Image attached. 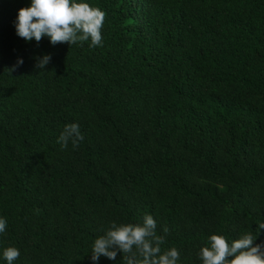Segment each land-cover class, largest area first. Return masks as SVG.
I'll return each mask as SVG.
<instances>
[{
    "label": "trees",
    "instance_id": "trees-1",
    "mask_svg": "<svg viewBox=\"0 0 264 264\" xmlns=\"http://www.w3.org/2000/svg\"><path fill=\"white\" fill-rule=\"evenodd\" d=\"M83 2L106 13L103 46L25 41L15 22L31 0H0V264L7 247L14 264H124L93 262L94 241L146 214L178 264H202L213 234L255 235L264 0ZM70 123L84 139L62 148Z\"/></svg>",
    "mask_w": 264,
    "mask_h": 264
},
{
    "label": "clouds",
    "instance_id": "clouds-1",
    "mask_svg": "<svg viewBox=\"0 0 264 264\" xmlns=\"http://www.w3.org/2000/svg\"><path fill=\"white\" fill-rule=\"evenodd\" d=\"M106 13L99 7L77 0H31L29 7L21 8L15 22L16 34L25 41L40 42L48 37L53 45H69L90 41V47L103 46V26ZM51 56L37 58V68L43 69L50 63ZM23 60L17 61L22 65ZM14 69H10L12 71ZM84 136L78 123L66 124L58 143L67 148L71 142L77 148ZM157 223L152 215L146 214L142 224L111 223L105 235L95 239L91 259L98 262L100 257L116 260L122 253L124 264H178L180 252L172 247L162 250L166 237L157 235ZM7 229V221L0 218V234ZM264 222L257 224L256 234L247 232L239 238L228 240L223 235L209 237V246L202 247L198 253L202 264H264V244H255ZM165 227L163 232L168 233ZM20 257L16 247H7L3 258L7 264H14Z\"/></svg>",
    "mask_w": 264,
    "mask_h": 264
}]
</instances>
